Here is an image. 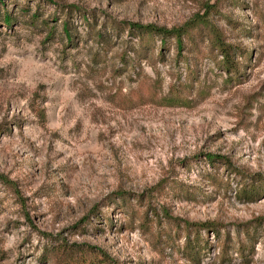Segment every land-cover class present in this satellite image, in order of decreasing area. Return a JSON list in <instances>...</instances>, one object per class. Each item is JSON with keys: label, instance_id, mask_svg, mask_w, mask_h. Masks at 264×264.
<instances>
[{"label": "rangeland", "instance_id": "obj_1", "mask_svg": "<svg viewBox=\"0 0 264 264\" xmlns=\"http://www.w3.org/2000/svg\"><path fill=\"white\" fill-rule=\"evenodd\" d=\"M263 172L264 0L0 1V264H264Z\"/></svg>", "mask_w": 264, "mask_h": 264}, {"label": "trees", "instance_id": "obj_2", "mask_svg": "<svg viewBox=\"0 0 264 264\" xmlns=\"http://www.w3.org/2000/svg\"><path fill=\"white\" fill-rule=\"evenodd\" d=\"M1 1V0H0ZM4 21H11L12 16L6 12L3 15ZM63 22V30L67 35H69L68 23ZM199 22H188L179 27L165 28L157 26L151 23H130V33L136 34L141 39L145 36L160 35L162 43L165 42L167 36H174L176 40V47L178 50L183 48V35L186 34L191 28L197 26ZM208 32L210 35V44L212 47L216 48L221 54V58L217 61L220 69L226 72L229 76L236 75L239 70V61L237 56H235V47L231 43H227L223 40L220 31L214 26L210 25L208 27ZM207 159L213 163L215 161L223 162L224 165L230 166L232 169L236 170V167H232L231 161L228 157L220 154L206 153ZM264 172L263 173H253L251 176V181H246L241 184L238 189V196L246 200H252L257 195L261 193L264 188ZM1 179L2 176H0ZM6 179H4L5 181ZM166 217H170L167 212H164ZM258 220L260 218H257ZM185 227L187 228V233L185 235L181 251L184 254H188L190 258H195L200 250L206 245V242L202 240L201 230H213L217 234H220L219 224L214 221H184ZM193 231V232H192ZM226 240V239H225ZM204 243V244H203ZM225 243V242H224ZM243 246L239 248L240 252H243Z\"/></svg>", "mask_w": 264, "mask_h": 264}]
</instances>
